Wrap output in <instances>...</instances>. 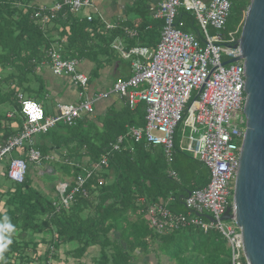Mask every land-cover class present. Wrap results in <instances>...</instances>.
<instances>
[{
  "label": "trees",
  "instance_id": "1",
  "mask_svg": "<svg viewBox=\"0 0 264 264\" xmlns=\"http://www.w3.org/2000/svg\"><path fill=\"white\" fill-rule=\"evenodd\" d=\"M32 1L0 0V146L22 129L18 94L40 96L43 91L42 85H36L37 67L49 61L52 46L60 45L64 57L89 58L94 71L101 64L99 54L109 50L104 25L97 18H80L62 6L42 24L34 16L40 5ZM228 1L231 6L225 31L238 38L249 0ZM177 19L183 21L184 30L194 31L202 39L192 16L180 11ZM119 30L112 36L120 35ZM144 113L140 102L132 110L128 105L121 110L110 108L96 121L83 114L74 125L57 122L46 132L32 135L31 143L25 140L21 147H14L3 159L4 177L10 180L7 169L13 151H20L18 156L25 159L27 171L22 182L11 180L9 189L0 194L5 206L0 213V244L12 240L0 264H51L48 256L53 258L61 245L72 243L76 244L73 252L79 253L89 246L98 247L96 264H134L136 249L158 251L171 264H232L226 238L218 230L188 226L164 232L145 220L149 205L165 204L167 199H172L168 205L172 211L185 213L182 198L202 173L201 164L176 147L171 166L161 148L147 146L144 139L134 142L125 137L118 150L112 149L129 127L144 125ZM30 148L40 152L41 165L51 167L40 175V182L35 179L37 163L28 157ZM107 152L106 165L93 170ZM49 154L53 158H47ZM169 168L172 173H168ZM89 169L92 172L83 184L85 193L75 194L68 207H62L54 180L64 175L74 178ZM208 174H203V179L207 176L208 181ZM9 222L14 229L11 233L3 231ZM45 231L51 236L49 240L31 238ZM113 232H118V237ZM41 245L43 249L38 251Z\"/></svg>",
  "mask_w": 264,
  "mask_h": 264
},
{
  "label": "built area",
  "instance_id": "2",
  "mask_svg": "<svg viewBox=\"0 0 264 264\" xmlns=\"http://www.w3.org/2000/svg\"><path fill=\"white\" fill-rule=\"evenodd\" d=\"M62 6L77 13L82 8H91L92 2L57 0L50 5H40L34 16L40 23H46ZM230 6L228 0L159 1L151 11L153 18L163 22L155 49L121 50L124 57L136 55L131 76L117 80L108 92L97 94L93 99L57 103L58 112L46 115L38 102L18 94L22 129L19 135L0 146V162L14 147H21L25 140L31 142L32 135L46 132L57 122L74 125L84 113L92 111L93 101L106 97L110 91L125 96L130 106L143 101L146 104L145 127L131 130L134 140L144 137L148 144L161 146L171 160L175 136L180 135L184 142L180 149L201 161L209 171L206 185L189 190L182 198L185 213H174L161 205L150 206V226L157 231L188 226L204 231L214 228L226 238L232 264H243L240 230L234 219H222L226 208H232V188L245 130L242 54L234 32L225 31ZM180 11L196 21L201 40L194 31L183 29V21L177 19ZM86 19L91 20V15L87 14ZM48 56L54 75L69 76L81 90L87 86L88 77L78 69V60L64 57L60 45L52 46ZM229 59L237 60L223 64ZM142 84L146 87H140ZM120 143L118 138L112 149L118 150ZM108 155V152L103 153L92 169L106 165ZM28 157L37 164L41 161L36 148L29 149ZM26 171L24 158L9 157L7 177L10 180L22 182ZM91 172L89 169L76 175L70 184L59 182L56 185L62 207H68L75 194L85 193L83 184ZM205 214L212 216L213 221L207 220ZM244 262L247 264L245 259Z\"/></svg>",
  "mask_w": 264,
  "mask_h": 264
},
{
  "label": "crops",
  "instance_id": "3",
  "mask_svg": "<svg viewBox=\"0 0 264 264\" xmlns=\"http://www.w3.org/2000/svg\"><path fill=\"white\" fill-rule=\"evenodd\" d=\"M55 1L56 0H33L32 3H35L37 5H50ZM159 1L161 0H91L92 7L80 9L77 12V15H79L80 18L81 17L86 18L87 14H90L91 19L93 17L97 18L100 24L104 25L105 33L108 36L109 50L107 49L108 50L107 54L103 52L99 54L98 60L100 61L101 64H99L97 71L93 70L94 62L91 61L89 58H80L78 60V66H77L78 69L84 72L88 77L87 86L83 90H81L77 86V84H75L71 80L69 76L54 75L50 69L49 63L41 62L40 65L37 67V74L39 77L36 79L37 80L36 85L38 84L42 85L44 87L43 91H46V96L51 97L54 100L55 104L60 102L78 103L79 101L82 100L93 99L97 96V94L108 92L111 89L113 83L116 82L117 80H126L127 78H129L133 71L132 62L134 59H136V55H130L128 57H124L120 51L121 50L127 51L129 48L132 47H145L149 51H153L155 49V46L160 37V31L163 22L161 19L153 18L151 11ZM117 29H120L119 31H121L122 33L120 35L116 34L113 37L112 35ZM140 87L145 88L146 84H142ZM80 93L82 94L79 95ZM22 96L23 98H27V99H31L32 97L27 93L25 94L23 93ZM44 102H45V97L43 101L40 98V101L38 103L42 106V103ZM140 102L144 104L145 113H146L145 102L138 101L134 106H130L125 96L110 91V93H108L106 97H100L98 100L93 101L92 111L90 113H84V114H87L89 118H92L96 121L97 118L101 119L105 114V112L110 108H114L115 110H121L123 106L128 105V107L132 110L135 109ZM57 112L58 111L54 106L51 112L47 110L45 113L46 115H54ZM145 113H144V125L129 127L125 135H121L118 137L121 139V142L123 138L129 137L133 139L134 142H138L144 139L146 145L147 146L150 145L147 143L144 137H142L138 141H135L134 138L131 136V130L133 128L140 130L144 129ZM13 128H15V126ZM179 136H175L174 147L181 150L180 148H182L184 142L180 140ZM158 147L161 148V151L165 156L166 163L168 164V166H171L172 159L168 160L164 153L163 148L161 146ZM16 153L17 156L21 155L20 151L19 152L16 151ZM172 156H173V151H172ZM46 157L53 158L52 154H49V156ZM196 160L202 165V166L200 165V171L202 173V176L196 178L195 183H193L192 186L193 188L202 187L206 185V183L208 182L207 176L203 179V174L207 173L208 171L207 167L198 159ZM4 167H5L4 162L2 160L0 162V194L4 193L11 186V180H7L4 177V173H3ZM168 173H172L171 168L168 169ZM40 175L41 174H38L37 172V177L35 179L38 180V182L41 181ZM208 180H209V174H208ZM72 181H73V176L70 177L64 175L62 177L56 178V180H54L53 183L56 189V185L59 182H66L67 184H70L72 183ZM169 204H172V199H167L165 204L160 203L153 205H161L166 209H168L169 211L174 212L168 207ZM153 205H149L146 208V211L144 212L145 220L147 222H148V209L150 206ZM4 211H5L4 198L0 196V213H3ZM113 234L115 237H118L119 235L118 232H113ZM31 238H33L34 240H41L42 238H44L45 240H49L51 236L49 235V232L45 231L43 233L36 234ZM118 241L119 243L124 244L122 240H118ZM75 248H76L75 243L61 245L57 251L56 256H54L53 258L51 256H48L49 257L48 261H51L52 262L51 264H96V260L99 257L98 247L94 245L89 246L86 249V252L84 253L73 252ZM42 249H43V245L38 246L37 250L41 251ZM159 254L160 253H153L152 251L143 252L141 249H136L133 252V263L158 264V262H160L162 264L161 259L164 258V260H166V256L162 254L161 255L162 258H159V256H157ZM42 261L43 260H41L40 263H42ZM34 264H37V262H35Z\"/></svg>",
  "mask_w": 264,
  "mask_h": 264
},
{
  "label": "water",
  "instance_id": "4",
  "mask_svg": "<svg viewBox=\"0 0 264 264\" xmlns=\"http://www.w3.org/2000/svg\"><path fill=\"white\" fill-rule=\"evenodd\" d=\"M238 41L245 76V130L232 208H226L222 219H234L239 228L246 263L264 264V0H249ZM204 217L213 221L208 214Z\"/></svg>",
  "mask_w": 264,
  "mask_h": 264
},
{
  "label": "rangeland",
  "instance_id": "5",
  "mask_svg": "<svg viewBox=\"0 0 264 264\" xmlns=\"http://www.w3.org/2000/svg\"><path fill=\"white\" fill-rule=\"evenodd\" d=\"M26 96V95H25ZM40 97H45V102L44 103H42V107H43V109L45 110V112L48 110V111H52L53 110V108H54V106H55V108H56V104H55V102H54V100L51 98V97H47L46 96V91H42L41 92V94H40V96H32L31 97V100H34L35 102H39L40 101ZM11 115V114H10ZM7 116H9V115H7ZM186 135V134H185ZM12 156H17V153L15 152V151H13V153H12ZM36 168H37V170H38V174H42L43 172H49L50 171V169H51V167H49L48 166V164H43V165H41V163L40 164H37V166H36ZM56 180V179H55ZM45 183V182H44ZM47 232V231H46ZM151 248H153L152 246H151ZM155 253V252H154ZM156 253H160V252H156ZM162 254L160 253L159 255H157V256H159V258H162V256H161ZM161 262H162V264H171V263H169V262H167L166 260H164V258H162L161 259ZM167 262V263H166Z\"/></svg>",
  "mask_w": 264,
  "mask_h": 264
},
{
  "label": "clouds",
  "instance_id": "6",
  "mask_svg": "<svg viewBox=\"0 0 264 264\" xmlns=\"http://www.w3.org/2000/svg\"><path fill=\"white\" fill-rule=\"evenodd\" d=\"M13 226L9 223H5L3 225V231L7 233H11L13 231ZM12 240L9 238L7 239L6 243L0 244V261H3V252L6 250L7 245L11 244Z\"/></svg>",
  "mask_w": 264,
  "mask_h": 264
}]
</instances>
